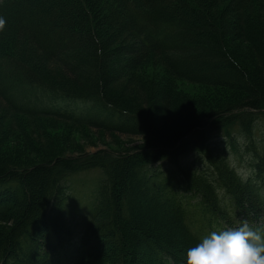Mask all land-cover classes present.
Wrapping results in <instances>:
<instances>
[{
  "label": "trees",
  "instance_id": "obj_1",
  "mask_svg": "<svg viewBox=\"0 0 264 264\" xmlns=\"http://www.w3.org/2000/svg\"><path fill=\"white\" fill-rule=\"evenodd\" d=\"M219 1L0 3L6 110L148 139L110 150L121 152L115 157L98 150L35 168L0 165V264H135L139 252L149 264H187V249L239 218L238 209L261 216L264 229V81L225 47L227 35H240L264 54L254 14L264 0H230L225 20L212 17ZM152 59L176 77L245 90L248 98L168 134L107 90ZM52 61L64 74L58 84L40 72ZM173 100L158 96L148 110L161 114ZM243 154L248 173L231 161ZM89 169H101L99 179L73 177ZM77 183L92 189L83 205ZM110 240L119 246L107 252Z\"/></svg>",
  "mask_w": 264,
  "mask_h": 264
},
{
  "label": "rangeland",
  "instance_id": "obj_2",
  "mask_svg": "<svg viewBox=\"0 0 264 264\" xmlns=\"http://www.w3.org/2000/svg\"><path fill=\"white\" fill-rule=\"evenodd\" d=\"M229 1L218 2L216 9L212 10L213 19L220 20V16L229 14L227 8ZM260 5L261 7L256 5L254 14L256 29L264 35V4ZM221 19L225 20L227 17ZM225 41L226 50L243 71L250 73L254 81H264V54H261L258 45L252 43L255 39L242 38L240 35L235 39L227 35ZM40 68L42 69L40 72L56 84L60 82L57 77L64 76L56 61L40 65ZM107 90L120 104L146 113L155 126L168 134L179 132L185 124L195 123L202 116L224 111L232 104L241 103L248 98L245 90L176 77L156 59L149 60L135 71L126 74ZM164 94L173 96L171 108L152 116L148 110L149 104L156 97ZM232 127H228V130ZM147 140L140 136L108 134L88 125H80L52 116L12 113L0 103V165L35 168L56 158L64 160L98 150L127 151L132 146ZM245 158L244 154L241 157L231 158L232 163L241 173L249 172ZM0 226L5 224L0 223ZM109 244L110 246L105 249L107 252L119 246V243L113 240H110ZM142 252L147 255L145 250ZM135 264H149V262L139 252Z\"/></svg>",
  "mask_w": 264,
  "mask_h": 264
},
{
  "label": "clouds",
  "instance_id": "obj_3",
  "mask_svg": "<svg viewBox=\"0 0 264 264\" xmlns=\"http://www.w3.org/2000/svg\"><path fill=\"white\" fill-rule=\"evenodd\" d=\"M0 23H3L0 20ZM187 264H264V229L244 222L214 230L186 251Z\"/></svg>",
  "mask_w": 264,
  "mask_h": 264
},
{
  "label": "water",
  "instance_id": "obj_4",
  "mask_svg": "<svg viewBox=\"0 0 264 264\" xmlns=\"http://www.w3.org/2000/svg\"><path fill=\"white\" fill-rule=\"evenodd\" d=\"M242 103V102H241ZM236 104H238V103H236ZM236 104H232V105H236Z\"/></svg>",
  "mask_w": 264,
  "mask_h": 264
}]
</instances>
